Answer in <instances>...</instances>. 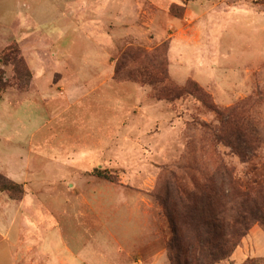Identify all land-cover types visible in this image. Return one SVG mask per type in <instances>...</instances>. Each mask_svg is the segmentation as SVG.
Listing matches in <instances>:
<instances>
[{
    "label": "rangeland",
    "instance_id": "1",
    "mask_svg": "<svg viewBox=\"0 0 264 264\" xmlns=\"http://www.w3.org/2000/svg\"><path fill=\"white\" fill-rule=\"evenodd\" d=\"M218 3L0 0V174L27 192L0 264L38 263L15 259L44 236L73 264H171V229L150 196L167 170L199 178L219 153L244 183L264 181V0ZM16 41L30 78L5 57ZM164 43L167 76L122 59ZM235 120L258 140L246 162L213 142ZM237 249L220 264L264 261V229Z\"/></svg>",
    "mask_w": 264,
    "mask_h": 264
},
{
    "label": "trees",
    "instance_id": "2",
    "mask_svg": "<svg viewBox=\"0 0 264 264\" xmlns=\"http://www.w3.org/2000/svg\"><path fill=\"white\" fill-rule=\"evenodd\" d=\"M167 50L165 43L152 53L140 47H130L123 53L122 59L131 62L140 59L155 61L158 70L165 76ZM20 54V46L16 43L5 52V57L14 65L18 78H30L32 73ZM5 83L0 76V86ZM176 91L178 89L172 90L173 93ZM213 142L231 148L242 162H246L250 152L257 147L258 140L235 120L224 125ZM214 160L217 166L213 172L203 173L199 178L188 177L186 170L180 172V168L176 169L178 171L167 170L160 178L157 190L150 193L171 229V238L167 242L171 264H220L232 257L255 224L264 229V181L244 183L236 168L226 164L221 154H214ZM97 172L99 176L113 180L111 176ZM186 178H189L191 186ZM0 191L9 192L13 200L24 196L23 186L2 174ZM245 264H264V261L248 260Z\"/></svg>",
    "mask_w": 264,
    "mask_h": 264
},
{
    "label": "crops",
    "instance_id": "3",
    "mask_svg": "<svg viewBox=\"0 0 264 264\" xmlns=\"http://www.w3.org/2000/svg\"><path fill=\"white\" fill-rule=\"evenodd\" d=\"M183 1L184 0H181L182 3H183ZM226 1L227 0H219V3L216 4V6H221V4H226ZM252 1H257V0H252ZM172 4H179V3L174 2ZM246 4H248V3H246ZM250 4L254 5V3H252V2ZM237 5H239V4H237ZM192 7H193L192 3L187 5V8H189V10H192ZM234 7L235 6L233 5L232 7H228V8L231 9ZM204 15L205 14H201L200 17L204 16ZM17 43L21 47L24 57L27 59V57L25 55V50H24L22 44H20L19 42H17ZM45 49L46 48H44L43 52H46ZM53 49L55 50V48H53ZM39 50L40 49H38V51ZM34 75H35V73H34ZM25 188H27V185H25ZM26 197H27V192L25 190V195L23 196L22 199H20L18 201L11 200L7 197L1 198L3 201L2 207L0 208V224H1V226H0V238L2 239V241L9 242L11 232H12L11 228L13 227V224H15V221H17V219L19 217H21L24 220V211H25L26 202H27ZM34 197H35V199L37 198L35 196V194H34ZM142 200L140 202H142ZM2 212L4 215L1 214ZM4 218L6 220H4ZM40 226H41V224H40ZM55 228H56V226H55ZM43 229H44V227H43ZM42 236H43V233H42ZM39 238H41V236ZM42 238L43 239L41 241H38L37 244H34V246L29 245L25 250V254H22V255H21V253H20V255L18 254L19 257H16L15 261H22L23 259L30 258V259L37 260L36 262H38V263H36V264H43L42 262H45V261L49 262L46 264H73L70 257L67 258L65 256H61V254L58 255L57 252L52 249V247L49 243L46 244L47 243V242H45L47 239L46 236H44ZM236 251H238V249ZM32 253H33V255H31ZM34 253H36V254H34ZM249 256H257V253H255V251H254L253 255H243L241 262L246 260ZM233 261H235V260H233ZM14 264H16V262H14Z\"/></svg>",
    "mask_w": 264,
    "mask_h": 264
}]
</instances>
